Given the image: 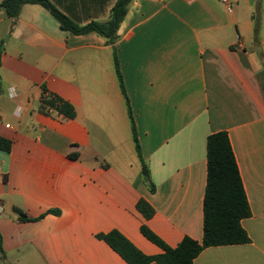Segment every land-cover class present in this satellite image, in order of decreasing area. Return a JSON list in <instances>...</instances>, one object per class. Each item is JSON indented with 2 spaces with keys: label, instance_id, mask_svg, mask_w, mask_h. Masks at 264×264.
I'll list each match as a JSON object with an SVG mask.
<instances>
[{
  "label": "crops",
  "instance_id": "0c3cea01",
  "mask_svg": "<svg viewBox=\"0 0 264 264\" xmlns=\"http://www.w3.org/2000/svg\"><path fill=\"white\" fill-rule=\"evenodd\" d=\"M46 1L86 26L106 24L118 0ZM2 2L0 138L11 148L0 149V264H128L97 238L112 230L162 254L142 225L171 248L202 242L206 140L221 131L250 206V242L208 247L194 264H264V0H238L231 13L218 0H132L113 45L63 30L40 3L9 17ZM44 89L76 117L42 113Z\"/></svg>",
  "mask_w": 264,
  "mask_h": 264
},
{
  "label": "trees",
  "instance_id": "16d2710c",
  "mask_svg": "<svg viewBox=\"0 0 264 264\" xmlns=\"http://www.w3.org/2000/svg\"><path fill=\"white\" fill-rule=\"evenodd\" d=\"M131 1L118 0L111 10L110 19L106 24L93 22L86 26L75 24L46 0H3L1 6L9 17H16L22 3H40L51 12L63 30L74 34L95 32L113 45L117 30L127 13ZM114 57L120 86L122 91L125 92L116 54ZM127 106L135 149L141 161L142 175L148 184L149 190L154 192L155 185L151 182L149 168L142 158L135 122L128 100ZM40 111L45 114L56 113L67 120L76 117V111L72 104L55 94H48L45 89L40 102ZM10 148V142L0 138V149L9 152ZM206 158L207 181L203 200L202 242L185 237L178 246L171 248L146 225H142V234L164 251L160 255L148 256L137 249L117 230L98 234L97 238L106 242L128 264H150L153 262L156 264H194L195 258L208 247L249 243L250 238L241 222L251 216V210L227 132L221 131L207 137ZM137 210L146 220L152 218L155 213L153 207L143 199L137 203ZM15 211L18 212L21 220H28L21 210L15 209ZM51 212L58 214L57 211ZM0 253L3 254L1 246Z\"/></svg>",
  "mask_w": 264,
  "mask_h": 264
},
{
  "label": "built area",
  "instance_id": "2783aa9c",
  "mask_svg": "<svg viewBox=\"0 0 264 264\" xmlns=\"http://www.w3.org/2000/svg\"><path fill=\"white\" fill-rule=\"evenodd\" d=\"M222 7L229 13L233 12L238 0H218Z\"/></svg>",
  "mask_w": 264,
  "mask_h": 264
},
{
  "label": "rangeland",
  "instance_id": "374dc122",
  "mask_svg": "<svg viewBox=\"0 0 264 264\" xmlns=\"http://www.w3.org/2000/svg\"><path fill=\"white\" fill-rule=\"evenodd\" d=\"M117 138L123 143V137L121 135L119 137L117 136Z\"/></svg>",
  "mask_w": 264,
  "mask_h": 264
}]
</instances>
